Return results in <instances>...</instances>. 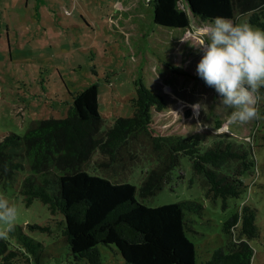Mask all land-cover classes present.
<instances>
[{
	"label": "trees",
	"instance_id": "16d2710c",
	"mask_svg": "<svg viewBox=\"0 0 264 264\" xmlns=\"http://www.w3.org/2000/svg\"><path fill=\"white\" fill-rule=\"evenodd\" d=\"M150 3L153 22L162 28L189 29L191 11L202 22L216 17L236 20L238 15L264 29V0ZM173 70L178 71L176 67ZM134 84V97L129 100L131 116H116L106 124L99 110L98 84H92L68 93L66 117L34 120L23 134L0 133V183L18 189L28 206L35 200L47 206L52 215L47 224L28 227L56 234L69 249L74 264H100V245L121 254L123 264H164L162 245L157 243L162 224L165 237L184 241L188 246V257L170 251L174 261L192 264L194 245L187 233L204 235L195 228L198 220L212 224V219L205 216V206L190 199L149 207L137 199V195L141 199L154 196L171 184L175 175L182 178L183 158L189 160L206 199L213 203L221 200L224 208L230 199L243 197L250 188L243 176L256 167V144L252 140L228 132L155 134L153 113L167 109L168 103L141 77ZM259 107L264 115V101ZM262 124L256 132H260V145L264 146ZM137 167L143 173L139 187L128 181ZM257 217L258 208L247 202L236 207L222 223L223 241L203 264H252L251 241L261 238ZM155 239L157 245L152 244ZM114 240L122 249V244L137 247L135 253L132 249L127 253L124 249V253L117 251L110 242ZM140 248L147 251L146 256L138 254ZM47 255L44 244L19 224L0 238V264H43Z\"/></svg>",
	"mask_w": 264,
	"mask_h": 264
},
{
	"label": "rangeland",
	"instance_id": "374dc122",
	"mask_svg": "<svg viewBox=\"0 0 264 264\" xmlns=\"http://www.w3.org/2000/svg\"><path fill=\"white\" fill-rule=\"evenodd\" d=\"M189 15L190 28L178 30L154 24L150 0H0V133L23 134L34 120L66 117L68 93L92 84H98L99 110L106 117V124L116 116H131L133 107L129 100L134 97V80L141 77L150 89L163 94L168 103L167 109L153 113L155 134L228 132L256 144V167L243 176L250 187L247 194L230 199L225 208L221 200L213 203L206 199L186 158L181 163L182 178L175 175L173 182L154 196L141 199L137 195V199L149 207L190 199L205 206V216L212 219V224L198 220L195 228L204 235L187 233L194 245L192 264H203L221 244L222 223L236 207L245 202L257 207L261 238L251 241L252 264H264V146L260 145V132H256L264 120L246 124L228 122L230 110L219 105L214 89L196 74L203 55L199 49L201 29L209 22L200 21L191 12ZM235 19V23H247L238 15ZM169 64L172 68L167 67ZM197 102L207 105L199 115V120L208 124L203 131L195 127L197 120L193 119L190 107ZM141 170L135 168L128 180L138 187L143 178ZM0 196L16 207L15 224L44 244L48 255L43 264H74L69 249L58 241L56 234L28 227L47 224L52 215L45 204L35 200L28 206L18 189L2 183ZM164 225L159 233L161 240L155 239L152 244L162 245L164 264H177L170 251L188 257V246L184 241L165 237ZM110 242L116 250L126 253L129 249L135 253L137 248L122 244L123 250L118 241ZM99 249L100 264H123L121 254L105 245ZM139 250L138 254L146 256V250Z\"/></svg>",
	"mask_w": 264,
	"mask_h": 264
},
{
	"label": "clouds",
	"instance_id": "9594fccd",
	"mask_svg": "<svg viewBox=\"0 0 264 264\" xmlns=\"http://www.w3.org/2000/svg\"><path fill=\"white\" fill-rule=\"evenodd\" d=\"M201 32L199 49L203 55L196 74L214 89L219 105L230 110L228 122L246 124L264 119L259 107L264 101V29L216 17ZM190 107L197 120L195 127L207 129L208 124L199 120L207 105L197 102ZM16 218V207L0 196V238L14 230Z\"/></svg>",
	"mask_w": 264,
	"mask_h": 264
}]
</instances>
